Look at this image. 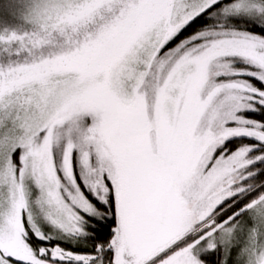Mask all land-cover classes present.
<instances>
[{"label":"snow or ice","instance_id":"snow-or-ice-1","mask_svg":"<svg viewBox=\"0 0 264 264\" xmlns=\"http://www.w3.org/2000/svg\"><path fill=\"white\" fill-rule=\"evenodd\" d=\"M0 264H264V0H0Z\"/></svg>","mask_w":264,"mask_h":264},{"label":"trees","instance_id":"trees-1","mask_svg":"<svg viewBox=\"0 0 264 264\" xmlns=\"http://www.w3.org/2000/svg\"><path fill=\"white\" fill-rule=\"evenodd\" d=\"M191 31V29L189 30ZM185 35H187V33H185ZM254 118H258V117H254ZM107 236V229L104 230L103 234L101 235V239L105 238ZM82 251H89L90 249H81Z\"/></svg>","mask_w":264,"mask_h":264}]
</instances>
